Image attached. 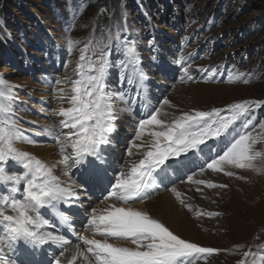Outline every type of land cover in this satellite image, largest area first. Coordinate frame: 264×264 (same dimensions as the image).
<instances>
[{"label": "snow or ice", "instance_id": "obj_1", "mask_svg": "<svg viewBox=\"0 0 264 264\" xmlns=\"http://www.w3.org/2000/svg\"><path fill=\"white\" fill-rule=\"evenodd\" d=\"M115 40L117 47L122 48L123 58L115 65L122 82L127 73L128 84L134 79L142 84L145 74L139 69L135 42L121 39L119 33ZM88 52L89 47L85 44L76 70L78 78L55 81L56 84L72 83V94L67 97L70 107L62 106L66 98L64 89L57 93L61 106L55 114L62 117L59 121L61 129L69 130L66 135L61 133L62 140L56 138L63 156L59 163L66 166L64 175L73 168L81 169L83 183L101 190L104 193L101 199L111 197L125 206L113 204L99 215L95 208L86 210L90 213L86 226H91L104 239L84 237L82 242L86 247L81 248L77 243L71 249L70 258L66 257L69 241L63 235L42 229L49 225V218L56 219L58 226L67 223L69 218L61 213L57 219L54 210L61 204L67 209L69 199L79 197L70 186H61L52 167L14 146L18 141L34 142L25 141L22 130L16 126L13 108L16 97L6 79L0 77V264H16L10 256L19 254L21 244L31 250L33 257L46 244L58 246L57 255L48 264H76L78 258H81L80 264H194L197 258H206L203 254L218 253L220 249L190 242L175 234L160 218L128 205L150 199L165 182L174 183L170 171L180 176L186 174L185 170L193 173L186 175V179L197 185L227 187L208 180H193L195 173L190 165L194 160H202L199 164L201 174L210 169L231 177L234 173L225 171L228 167L258 173L264 171V167L256 166L258 160L264 164V152L254 148L256 138L251 130L254 125L246 115L253 106H260L264 101L244 100L224 110H192L166 120L163 117L170 113L164 106L175 105L163 98L151 110L137 113L139 119L133 117L134 131L124 152L117 157L123 166L117 167L111 160L116 150V121L123 113L132 116L140 90L137 88L134 95H129L110 89L108 76L114 66L110 61L111 38L106 45L101 43L98 51H93L86 61ZM184 59L181 55L173 62L180 64ZM182 73L181 82L192 79L188 75V66L182 67ZM215 75L212 70V76ZM228 82L247 83L248 80L246 77L234 80L230 75ZM260 127L264 128V123ZM66 145H70L71 154H66ZM133 156L140 158L127 159ZM16 168L20 169L18 173L13 171ZM110 171L114 175H109ZM170 190L184 205L177 189L172 187ZM197 191L201 189L197 188ZM186 207L191 210L190 205ZM203 214L198 212V215ZM109 239L135 247L109 243ZM61 257H64L63 262ZM24 264L39 262L26 260Z\"/></svg>", "mask_w": 264, "mask_h": 264}, {"label": "rangeland", "instance_id": "obj_2", "mask_svg": "<svg viewBox=\"0 0 264 264\" xmlns=\"http://www.w3.org/2000/svg\"><path fill=\"white\" fill-rule=\"evenodd\" d=\"M117 33L121 39L135 42L139 61L151 78L150 96L156 106L177 84L211 85L206 93L197 88L198 94L187 95L185 103L173 100L188 111L224 110L244 100L264 101V0H0V77L13 84L15 97L27 98L32 92L40 97L45 86L51 91L43 74L50 75L54 69L64 76L71 70L78 78L76 70L85 44L89 47L87 61L111 38L110 61L115 66L123 58L115 40ZM181 55L184 61L174 63ZM183 66H188L192 79L181 82ZM113 71L117 73L113 78L118 77L119 68ZM230 75L234 80L246 77L248 82L230 83ZM114 86L118 88L111 90L119 92L120 81ZM32 103L36 107L33 116L45 120L39 98H29L27 106ZM13 106L15 110L20 103ZM246 115L254 125V148L264 152V128L260 127L264 104L253 106ZM136 116L127 113L126 121ZM25 119L29 125L34 118ZM120 127L122 137L126 131ZM16 143L18 146L19 141ZM197 163L194 173H200ZM256 166L264 164L258 160ZM225 171L234 175L215 172L211 178L227 187L199 185L211 195L203 197L209 210L198 227L213 244L227 245L216 247L225 264H255L264 255V171L230 167Z\"/></svg>", "mask_w": 264, "mask_h": 264}, {"label": "bare ground", "instance_id": "obj_3", "mask_svg": "<svg viewBox=\"0 0 264 264\" xmlns=\"http://www.w3.org/2000/svg\"><path fill=\"white\" fill-rule=\"evenodd\" d=\"M116 67L118 66H113L109 72L108 84L110 86V89H113L112 87L118 88L114 86L115 81L117 80H119L121 83L119 92H123L129 95H134L135 89L139 88L140 95L136 97V104L134 106V111H133L136 115L137 113L140 112H147L151 110L154 106H156L152 102L150 96V91L152 89L149 85V82L151 78L149 77V74L145 71L144 67L141 65L140 61H139V69L145 74V79L143 80L142 84L138 83L134 79L132 83L133 87L127 85L128 84L127 73L125 74V79L123 82L121 80L120 74L118 75V77L113 78V75L117 76V73L115 74V72L113 71L114 69H116ZM40 69L45 71L44 67ZM54 71L55 70L53 69L52 74L50 75L43 74L42 76L44 77L45 80H47L48 84H50L51 91H47L48 87L45 86L44 92L39 94L40 97L37 96L35 92H32L28 94L29 96H27V98L16 97V99L14 100L13 105H15L16 103H20V106L15 107L14 110V119L16 126L22 130V134L24 136L25 141L31 140L34 142V143L19 142L18 146L17 143H15L14 146L20 151L30 153L34 157L40 159L47 166L52 167L54 174L57 177H59L61 181V186L64 187L70 186L72 190L76 193V195L79 197V199L70 198L68 201L67 209H65L64 205L61 204L58 206V210H54L53 214L57 219L60 217L61 213H63L64 216L68 217L69 220L67 223H60L58 226L56 219L49 218L50 219L49 225L45 226V228L42 229L46 231H53L54 234L63 235L65 239L69 241L70 250L65 255L66 257L70 258L71 249L75 244L80 243L81 248L86 247L85 245H83L82 238L87 237L88 239H100V240L104 239L99 233H96L91 226H86V223H84L86 220L81 223L80 216L87 217V219L89 218L90 213L89 211L86 210L95 208L97 209V214L99 215V214H104L105 209L111 207L113 204H115L117 207L125 206V205H123L121 202L116 201L114 198L111 197L108 200H103L101 198L104 195V193L101 190L97 191L95 190L94 187H92L93 190L91 189V187H89V189L84 187L83 184L79 181L80 178L79 176H81V169L73 168L68 172V175H64V169L66 166L59 163V161L62 160L63 156L60 153V143L57 142L56 138H60L62 140L63 137L61 133L66 135L69 130L61 129L59 121L62 119V117L57 116L55 114V110H57L61 106V104L58 103L57 101V93L59 89H64V92L66 93V98L62 106L63 107L71 106L68 102L67 97L72 94L71 93L72 83L68 82L57 85L54 84H56L55 83L56 80L64 81L68 78H70L71 80H75L76 77L71 70L69 73H65L64 76L57 75V70L55 72ZM160 71L164 73L162 69ZM66 76H68V78H66ZM7 83L9 86L13 87V84H10L8 81ZM210 87L211 85L209 84H201V83L197 84L196 86H194L193 84L190 85L177 84V86L172 91H169V94L166 97L171 101L172 105H175V107L164 106L165 111L170 113V115L163 118L166 120H171L174 116H178L183 112H189L188 110H185L181 107L179 108L177 103H175L173 100H175L176 102H178L177 100H181V101L183 100L185 103L186 101L185 99L188 98L187 95L191 94V96L194 97L195 94H198L197 88L202 89L201 93L202 92L206 93V92H210L208 91ZM13 93L15 92L13 91ZM36 97L39 98L40 106L45 112V117H46L45 120H41L33 116L36 113V107L34 106L33 103L31 104V106L29 105L27 106L28 99L29 98L35 99ZM182 105L184 106V104ZM51 112L53 113L49 114ZM25 116H28V118H34L32 121L29 119L30 121L29 125L25 122L26 121ZM122 116L127 117V113L121 114L120 117L117 119V121H119ZM135 118L139 119L140 117L136 116ZM117 121H116L117 129L119 130L121 128L120 126H122L124 128L123 130H126V134H124L121 137L120 134H122V130L114 133L115 137L117 138L116 150L113 156L111 157V160L115 162V166L122 167L123 165L119 164V162L117 161V157H119L124 152L125 147L128 144L129 139L134 131L133 130L134 123H133V118L130 119L129 121H126L125 119L122 118L119 123L120 126L117 123ZM137 143H139V141H137ZM23 147L25 148L23 149ZM71 152L72 149L70 145H66V154H71ZM139 158H140L139 156H133V157H128L127 159L129 161H132V160H137ZM195 162L196 160L193 161L190 167L194 168ZM198 162L202 163V160ZM199 163L196 164L197 165L196 167L199 166ZM15 170H17L18 172L20 171L19 168H16ZM78 170L79 173L75 174L76 171ZM214 173L215 172H213L210 169L206 170L203 174L195 173L193 175V180L203 179L208 181L210 180L213 182L211 176L215 175ZM187 174L190 175L193 173H186L185 175L180 176L170 171L171 180L174 181V183L165 182V185L162 186L161 189L153 192L150 199L145 200L142 203L132 204L128 206L134 207L138 210L147 211L149 212L150 215H154L155 217L160 218L162 222H164L166 226H168L170 230H172L175 234L180 235L182 238H185L190 242H195L199 246L212 247L215 249H217L216 247H226L227 246L226 244H222L218 242L213 244V242L210 239H208L204 235V233L201 232V229L198 227L199 219L206 215V214L198 215V212L204 213L206 210H209L208 209L209 204L204 200L203 197L209 198L211 194L210 191L197 192V188H200L199 185L197 184L192 185L193 183L191 184V182L182 183V180L183 181L187 180L186 179ZM109 175H114V173L110 171ZM175 176H177V178ZM178 179H180L181 182H178ZM20 187L23 188V184H21ZM172 187H175L177 191L181 194L180 198L184 200V205L180 204L179 200L175 196V193H173L170 190ZM200 189H202V186ZM186 205H190L191 210H189V208L186 207ZM75 220H78L81 223L76 226V229L73 228ZM57 226L59 227L58 231H57ZM109 243L119 244L120 246L135 247V245L126 244L122 241H116L113 239H109ZM46 245L42 246L36 252V254L40 253L42 255V259L39 260L40 261L39 264H48L50 260H53L55 258V256L59 251L58 246L48 245L50 248L53 246L55 250V252L52 254L55 256L50 258L45 252ZM18 253L19 254L16 255L15 257L10 256V258H14L16 260V264H24V261L26 260H33L31 250L26 248L23 244L19 246ZM203 256L206 258H197L194 261V264L197 263L198 261L201 260L203 261V259H204L203 262L197 264L226 263V261H224L221 257H219L217 253H214L211 256H208L207 254H203ZM80 259L81 258L77 259L76 264H80ZM61 260L63 262L64 257H61ZM34 261H38V259H34ZM255 264H264V255Z\"/></svg>", "mask_w": 264, "mask_h": 264}]
</instances>
